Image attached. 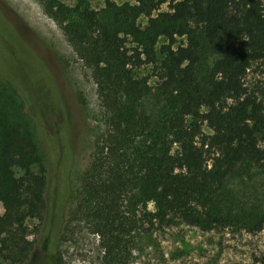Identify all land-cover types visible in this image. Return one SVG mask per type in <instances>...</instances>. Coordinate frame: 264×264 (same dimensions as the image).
Listing matches in <instances>:
<instances>
[{"label": "trees", "instance_id": "trees-1", "mask_svg": "<svg viewBox=\"0 0 264 264\" xmlns=\"http://www.w3.org/2000/svg\"><path fill=\"white\" fill-rule=\"evenodd\" d=\"M135 1L106 0L99 11L54 0L45 6L98 88L104 131L80 176L74 214L89 220L99 236L104 264H127L135 234L145 226L169 227L174 219L202 229L227 226L232 216L214 209L227 180L243 163L264 165L263 1ZM163 5L169 9L161 12ZM141 15L148 18L145 27L137 23ZM144 64L156 70L165 100L157 121L140 110L149 81L136 72ZM251 69L260 73L252 87L245 81ZM0 78L28 99L1 66ZM3 99L0 94L2 104ZM5 107L0 110V259L45 264L69 197L64 178L54 206L47 195L41 143L50 113H40L38 105L25 117ZM32 164L38 169L30 170ZM14 167L25 171L15 175ZM27 218L42 220L36 242L26 238ZM245 224L251 233L264 230V211Z\"/></svg>", "mask_w": 264, "mask_h": 264}, {"label": "rangeland", "instance_id": "rangeland-1", "mask_svg": "<svg viewBox=\"0 0 264 264\" xmlns=\"http://www.w3.org/2000/svg\"><path fill=\"white\" fill-rule=\"evenodd\" d=\"M19 1L0 0V66L20 86L23 90L20 92H26L28 99L25 97L24 101L0 78V94L5 99L4 104L0 102V110L6 106L9 113L31 117L39 105L40 113H50V120L44 117L45 139L41 143L47 164V195L54 206V194L63 178L69 195L60 231L52 240L53 249L45 264L56 259L55 264H104L99 236L89 220L74 214L80 176L90 164L96 137L104 131L97 84L58 23L45 13L50 0H22L30 3L47 25L35 21L27 6ZM54 1L67 8L80 5L97 11L106 5V0ZM110 1L118 5L136 3L135 0ZM168 9L163 5L159 11ZM137 23L145 27L148 18L141 15ZM158 49L159 45L156 52L161 59ZM210 60L211 57L202 60L201 76L207 72ZM136 73L138 77L147 76L149 81L140 110L157 121L165 100L157 90L156 70L144 64ZM259 77V70L251 69L245 81L252 87ZM203 129L210 132L206 126ZM259 143L264 147V136ZM28 168L38 169L33 164ZM24 171L25 168H13L15 175ZM147 208L153 210L154 204L149 202ZM214 209L232 216L230 224L202 229L174 219L169 227L141 228L135 234L127 264H264V230L251 233L245 224L248 217L264 211V165L243 163L227 180ZM3 212L0 202V214ZM26 225V238L36 242L42 220L27 218ZM0 264L10 262L0 259Z\"/></svg>", "mask_w": 264, "mask_h": 264}, {"label": "bare ground", "instance_id": "bare-ground-1", "mask_svg": "<svg viewBox=\"0 0 264 264\" xmlns=\"http://www.w3.org/2000/svg\"><path fill=\"white\" fill-rule=\"evenodd\" d=\"M26 1V0H25ZM20 3H22L23 5H26L28 10H29V14L33 16V19L39 23H41L42 25H47L45 18L42 15H39L40 13H38L37 11L34 10L33 6L30 3H26L22 0L19 1Z\"/></svg>", "mask_w": 264, "mask_h": 264}, {"label": "flooded vegetation", "instance_id": "flooded-vegetation-1", "mask_svg": "<svg viewBox=\"0 0 264 264\" xmlns=\"http://www.w3.org/2000/svg\"><path fill=\"white\" fill-rule=\"evenodd\" d=\"M36 261V258H34V262ZM32 264H33V262H32ZM35 264V263H34Z\"/></svg>", "mask_w": 264, "mask_h": 264}]
</instances>
